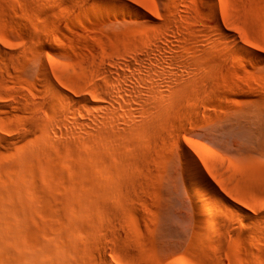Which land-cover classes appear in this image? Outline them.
I'll return each mask as SVG.
<instances>
[{
    "label": "bare ground",
    "instance_id": "bare-ground-1",
    "mask_svg": "<svg viewBox=\"0 0 264 264\" xmlns=\"http://www.w3.org/2000/svg\"><path fill=\"white\" fill-rule=\"evenodd\" d=\"M3 1L0 0V8L17 13L9 15L10 21L19 23L21 17L26 20L27 29L24 20V24L18 25H24L25 31L20 30L24 41L31 37L40 39L41 28L22 9L46 11L45 2L53 0ZM92 1L57 3L72 20ZM205 4L195 12L176 10L169 16V24L162 25L164 30L161 27L141 31L112 53L95 38L91 47L93 58L88 54L85 59L91 74H79L69 82L63 78L69 64H55L60 84L52 81L40 53L38 79L27 80L25 86L19 80L13 84L15 79H9L13 76L15 53L9 50L13 43L0 33V109L7 107L3 103L7 100L16 114V118L0 117V141L7 142L5 135L9 132L22 133L28 139L9 157L0 158V264H77L73 251L80 242L81 228L87 225L88 231L95 216L109 214L111 209L105 206L108 200L120 202L118 192L128 190L129 177L136 180L129 171L144 167L146 159L151 160L159 152L156 143H143L150 140L151 134L164 137L162 132L182 113L180 107L185 97L214 92L218 79L215 72L226 68L232 60L242 64L264 62V54L251 47L264 49V45L251 36L248 25L245 27L235 18L236 11L228 0H205ZM18 14L20 19H13ZM133 15L145 17L137 9ZM2 16L0 26L7 21ZM63 22L59 20L58 24ZM10 80L14 93L8 88ZM85 93L94 100L86 98ZM192 109L198 113L201 106L194 104ZM179 148L186 188L200 202L197 216L201 219L200 227L205 229L202 240H208L215 251L212 259L217 264H264V225L249 226L247 220L252 215L224 195L185 144ZM194 148L202 152L198 146ZM219 184L224 187L225 180ZM60 192L65 193L63 198L59 197ZM112 196L119 202L113 201ZM262 199H257L260 207H264ZM41 214H49L50 223L39 220ZM234 240L247 244V257L240 256L241 250L232 246ZM123 244L118 249L104 245L116 264H129L127 260L136 254L134 248ZM195 263L183 258L178 264Z\"/></svg>",
    "mask_w": 264,
    "mask_h": 264
},
{
    "label": "rangeland",
    "instance_id": "rangeland-1",
    "mask_svg": "<svg viewBox=\"0 0 264 264\" xmlns=\"http://www.w3.org/2000/svg\"><path fill=\"white\" fill-rule=\"evenodd\" d=\"M7 1L18 2L16 0L3 2ZM57 1L45 2V5H48L45 7L46 11L22 9L32 18L35 25L41 28L40 39L37 41L35 37V41L31 37L32 39L25 42L21 37L25 31L22 29L27 22L20 14L13 19L19 20L20 15L21 22L24 20L25 24L20 23V20L19 23L10 21L13 13L14 16H17L15 15L17 13L10 8L7 9L13 12L12 14L6 8H0V15L7 19L0 26V33H4L3 35L13 43L9 50L15 53L11 69L13 76L9 78L15 79L13 84L19 80L18 82L25 86L27 80L38 79L39 53L45 58L48 74L55 84H60V72L55 64H69L63 76L69 82L79 74H91L85 59L88 54L90 59L93 58L91 47L95 38L105 43L112 53L121 49L127 39H135L141 31L163 28L162 25L169 24L167 23L171 19L169 16L174 15L179 9L195 12L199 7L206 5L205 0H93L86 9L76 13L77 18L71 20ZM228 1L236 11L235 18L240 19L245 27L248 25L246 29L248 28L251 36L264 45V0ZM52 8L55 9L54 13L50 12ZM135 9L144 13L145 17L134 16ZM8 20L12 23L9 24ZM59 20H63V24L59 25ZM20 24H24L23 27L18 26ZM162 28L160 30H164ZM24 29H27V25ZM251 47L256 52L264 54L261 48L260 50ZM252 62L242 64L240 61L232 60L228 68L219 69L221 70L219 72L217 70L215 72L218 76L215 81L217 89L213 90L214 92H204L206 96L201 95L197 98L185 97V102L180 107L182 113L178 118L174 117L175 123L169 126V130L162 132L165 133L162 136L166 137L158 138L157 135L151 134L149 141H142L147 146L156 143L160 153L153 154L154 158L151 156V160L146 159L148 162H145L144 167L129 171L135 174L136 180L129 177L128 190H123V194L118 192L121 200H116L112 196L113 201L120 200L118 204L115 202L112 204L110 200L108 202L111 205L105 203V206L111 209L109 214L105 212L103 216H95L93 222L97 225L92 224L88 231L87 225L81 228L80 242L77 240L78 247L73 251L75 257L77 256V264H116L111 260L109 252L104 249L109 245L118 249L117 246L120 247L122 243L134 248L133 251L136 253L127 260L129 264H178L183 258L190 259L196 262L195 264H217L211 256L215 253L211 244L204 238L202 240L205 229L200 227L201 219L197 216L200 202L199 199L192 197L186 188L180 144L187 146L199 160L205 174L207 173L206 175L232 203L252 215L253 218L247 220L249 226L263 227L264 207H260L257 199L262 197L264 201V62L259 64L258 61ZM69 70H75V73ZM11 81L7 84L9 90L14 93ZM83 95L94 100L89 93ZM4 102L7 107L0 109V117L6 115L15 117V111L9 105V101L3 100ZM194 104L201 106L200 112L193 111ZM5 136L7 142L0 141V158L9 157L14 149L24 146L28 141L27 137L19 132H9L8 136ZM195 146L202 152L198 153ZM220 180H225L224 187L220 186ZM64 194L60 192L59 197L63 198ZM38 216L39 220L50 221L49 214ZM251 227L247 229L250 230ZM119 233L123 237L119 236ZM203 241L207 245L203 244ZM244 243L238 240L232 243V246L239 248L235 249L236 251L241 250L238 253L244 256L243 258L247 257V244ZM202 248L207 251H203ZM228 251H231V247Z\"/></svg>",
    "mask_w": 264,
    "mask_h": 264
},
{
    "label": "snow or ice",
    "instance_id": "snow-or-ice-1",
    "mask_svg": "<svg viewBox=\"0 0 264 264\" xmlns=\"http://www.w3.org/2000/svg\"><path fill=\"white\" fill-rule=\"evenodd\" d=\"M261 51H264V49H262Z\"/></svg>",
    "mask_w": 264,
    "mask_h": 264
}]
</instances>
